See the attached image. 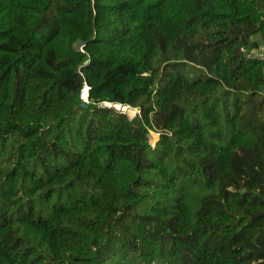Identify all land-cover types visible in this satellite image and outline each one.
Here are the masks:
<instances>
[{
	"label": "trees",
	"instance_id": "obj_1",
	"mask_svg": "<svg viewBox=\"0 0 264 264\" xmlns=\"http://www.w3.org/2000/svg\"><path fill=\"white\" fill-rule=\"evenodd\" d=\"M261 45L264 0H0V264H264Z\"/></svg>",
	"mask_w": 264,
	"mask_h": 264
},
{
	"label": "built area",
	"instance_id": "obj_2",
	"mask_svg": "<svg viewBox=\"0 0 264 264\" xmlns=\"http://www.w3.org/2000/svg\"><path fill=\"white\" fill-rule=\"evenodd\" d=\"M87 94H88V87L83 83L81 90H80V93H79V96H78V98H79L78 100L80 101L81 104H87L88 103ZM261 94L264 97V86L262 87ZM102 106L107 107V108H112L116 112L124 114L129 121L133 120L136 116H139V114H140V111L137 107L136 108H130L129 106H123L120 104H111V103H103ZM111 106H113V107H111ZM123 111H126V112H123ZM128 113L130 115H128ZM153 136H155V140H158V134L155 131H150L148 133V136H147L148 137V143H149L150 147H152V148H153V146H155L154 143L150 142V138H152Z\"/></svg>",
	"mask_w": 264,
	"mask_h": 264
},
{
	"label": "rangeland",
	"instance_id": "obj_3",
	"mask_svg": "<svg viewBox=\"0 0 264 264\" xmlns=\"http://www.w3.org/2000/svg\"><path fill=\"white\" fill-rule=\"evenodd\" d=\"M263 50H264V46L261 45V47L259 48V50H255V51H253L252 54L258 56V55H260V54L263 52ZM111 107H113V106H111ZM123 112H126V111H123ZM128 115H130V114L128 113ZM156 141H157V140H155V136L152 137V138H150V142H151V143H154V145H155ZM153 147H154V146H153Z\"/></svg>",
	"mask_w": 264,
	"mask_h": 264
},
{
	"label": "water",
	"instance_id": "obj_4",
	"mask_svg": "<svg viewBox=\"0 0 264 264\" xmlns=\"http://www.w3.org/2000/svg\"><path fill=\"white\" fill-rule=\"evenodd\" d=\"M84 46V43L82 42V41H80V40H78V41H76L75 43H74V47H75V49H78V48H81V47H83ZM82 106V105H81Z\"/></svg>",
	"mask_w": 264,
	"mask_h": 264
},
{
	"label": "bare ground",
	"instance_id": "obj_5",
	"mask_svg": "<svg viewBox=\"0 0 264 264\" xmlns=\"http://www.w3.org/2000/svg\"><path fill=\"white\" fill-rule=\"evenodd\" d=\"M154 137V136H153Z\"/></svg>",
	"mask_w": 264,
	"mask_h": 264
}]
</instances>
